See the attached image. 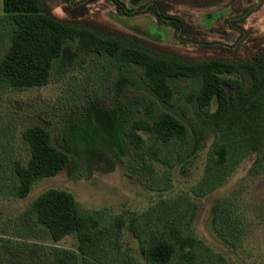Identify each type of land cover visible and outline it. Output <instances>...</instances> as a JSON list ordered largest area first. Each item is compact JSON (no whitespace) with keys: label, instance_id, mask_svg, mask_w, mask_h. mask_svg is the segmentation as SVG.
<instances>
[{"label":"rangeland","instance_id":"374dc122","mask_svg":"<svg viewBox=\"0 0 264 264\" xmlns=\"http://www.w3.org/2000/svg\"><path fill=\"white\" fill-rule=\"evenodd\" d=\"M121 1L128 8L159 3L165 14L189 23L190 32L184 34L185 41H179L175 30L162 24L153 12L126 16L112 0H46L58 19L110 34L125 33L196 59L250 57L264 47V0ZM244 11L246 16L239 19ZM3 14L0 0V16ZM9 30L0 17V56L8 47ZM111 66L106 55L86 53L77 48L76 41H69L55 60L46 86L0 87V235L78 252L76 234L54 242L30 212L32 202L48 189L72 193L83 209L128 218L159 200L189 195L198 207L195 234L205 245L222 253L231 264H264V147L244 158L216 192L197 196L193 190L205 174L208 154L218 137L197 102L201 78L171 80L178 91L186 92L181 106L173 107L151 92L138 71H110ZM141 95L156 99L162 110L177 116L189 129L181 158L173 165L164 161L165 151L160 160L152 155L140 160L128 147L130 122L144 115ZM215 108L213 104L212 110ZM35 124L51 131L55 145L69 154L70 163L57 175L38 181L27 197L18 198L12 164L27 162L30 151L22 134ZM258 159L259 170L249 175L251 164ZM220 197L231 202L240 215L238 248L228 247L212 228L211 210ZM127 226L121 238L123 248L139 257L140 244Z\"/></svg>","mask_w":264,"mask_h":264},{"label":"trees","instance_id":"16d2710c","mask_svg":"<svg viewBox=\"0 0 264 264\" xmlns=\"http://www.w3.org/2000/svg\"><path fill=\"white\" fill-rule=\"evenodd\" d=\"M112 1L126 16L153 12L162 24L175 30L179 41H185L184 34L190 32L189 23L165 14L159 3L128 8L121 0ZM3 7L0 17L10 30L8 47L0 56V87L46 86L55 60L69 41H76L77 48L86 53L106 55L112 64L110 71H138L151 92L173 107L181 106L186 92L178 91L171 80L201 78L197 102L218 137L208 154L205 174L193 190L197 196L216 192L244 158L264 147V47L250 57L196 59L125 33L110 34L58 19L46 0H3ZM246 14L242 12L239 19ZM140 101L144 115L134 117L126 130L129 149L140 160L147 155L160 160L165 151L164 161L173 165L188 142V127L162 110L156 99L141 95ZM22 137L30 155L26 163L16 160L12 164L18 198L27 197L38 181L57 175L70 163L69 154L55 145L48 128L28 126ZM260 164L259 159L252 163L249 175L258 171ZM30 212L54 242L76 234L78 252L0 235V264H231L195 234L198 207L189 195L159 200L128 218L83 209L72 193L48 189L32 202ZM2 217L0 212V220ZM127 224L140 244L139 257L123 248L121 238ZM211 225L228 247L241 246L242 222L231 202L221 197L214 202Z\"/></svg>","mask_w":264,"mask_h":264}]
</instances>
